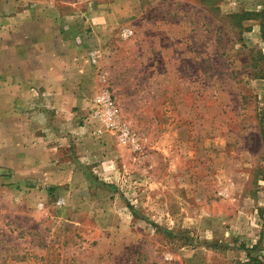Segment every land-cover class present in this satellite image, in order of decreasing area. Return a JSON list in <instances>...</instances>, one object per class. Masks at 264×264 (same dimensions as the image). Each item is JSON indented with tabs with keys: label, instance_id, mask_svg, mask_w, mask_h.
I'll list each match as a JSON object with an SVG mask.
<instances>
[{
	"label": "rangeland",
	"instance_id": "obj_1",
	"mask_svg": "<svg viewBox=\"0 0 264 264\" xmlns=\"http://www.w3.org/2000/svg\"><path fill=\"white\" fill-rule=\"evenodd\" d=\"M263 22L264 0H0V264L264 262Z\"/></svg>",
	"mask_w": 264,
	"mask_h": 264
},
{
	"label": "built area",
	"instance_id": "obj_2",
	"mask_svg": "<svg viewBox=\"0 0 264 264\" xmlns=\"http://www.w3.org/2000/svg\"><path fill=\"white\" fill-rule=\"evenodd\" d=\"M93 108L94 118L101 122L107 129L116 130L121 144H132L135 141L134 136L130 134L127 127L119 126L116 108L108 92H104L96 98Z\"/></svg>",
	"mask_w": 264,
	"mask_h": 264
},
{
	"label": "crops",
	"instance_id": "obj_3",
	"mask_svg": "<svg viewBox=\"0 0 264 264\" xmlns=\"http://www.w3.org/2000/svg\"><path fill=\"white\" fill-rule=\"evenodd\" d=\"M57 81H59V80H57ZM60 81H62V83L56 88V91L58 94L64 92V94H66L67 96L66 97H62V95L57 96L56 99L59 98V101L62 100V101H64V104H67V105H72V106L80 105V101H81L80 92H77L76 94H74V92H72L71 96H69V93L72 91V88L74 87L73 83L67 82L63 78ZM67 88L70 90L69 92H68Z\"/></svg>",
	"mask_w": 264,
	"mask_h": 264
},
{
	"label": "trees",
	"instance_id": "obj_4",
	"mask_svg": "<svg viewBox=\"0 0 264 264\" xmlns=\"http://www.w3.org/2000/svg\"><path fill=\"white\" fill-rule=\"evenodd\" d=\"M252 15H253V12H244L241 14V18H243L241 20L243 21L245 19H252ZM261 36L264 39V22L262 23ZM262 78H264V76H262ZM242 248L245 249L246 252L248 253V257L252 260V264H264L263 261L259 260L256 257L251 256L250 250L248 248H246L245 246H242ZM253 248H255V246Z\"/></svg>",
	"mask_w": 264,
	"mask_h": 264
}]
</instances>
